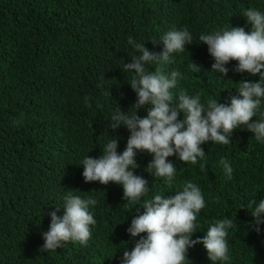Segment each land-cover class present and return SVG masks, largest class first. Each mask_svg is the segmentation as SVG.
<instances>
[{"label": "trees", "instance_id": "1", "mask_svg": "<svg viewBox=\"0 0 264 264\" xmlns=\"http://www.w3.org/2000/svg\"><path fill=\"white\" fill-rule=\"evenodd\" d=\"M248 6L264 10V0H0V264H121L123 251L140 239L127 229L143 209L124 200L121 185L86 183L81 161L87 155L99 158L111 136L119 137L118 153L126 148L129 130L108 125L118 103L127 112L134 94L129 84L134 73L121 69L139 54L128 40L162 53L160 38L186 27L193 43L162 65L165 74H183L172 91L200 93L202 103L211 97L230 104L241 80L260 77L236 72L234 60L226 65L227 76L214 72V58L199 36L231 27L250 32L243 16ZM192 61L200 71L189 68ZM95 104L109 111L95 113ZM138 114L145 117L147 111ZM258 119L259 113L252 122ZM230 139L227 145H201L204 170L203 161L177 163L171 186L146 171L152 159L147 152H137L135 173L149 181L143 199L173 196L189 181L198 185L206 206L192 238L203 237L217 219H233L230 260L223 264H264V232L250 226L253 216L241 209L264 196V144L246 127ZM222 157L234 170L231 180L219 163ZM68 191L98 201L90 206L96 220L91 239L87 246L62 241L56 251H41L50 213L59 208L57 215H64ZM188 258L187 264H212L203 244L190 248Z\"/></svg>", "mask_w": 264, "mask_h": 264}, {"label": "clouds", "instance_id": "2", "mask_svg": "<svg viewBox=\"0 0 264 264\" xmlns=\"http://www.w3.org/2000/svg\"><path fill=\"white\" fill-rule=\"evenodd\" d=\"M243 16L251 25L250 32L244 27H231L199 36V41L208 46L214 58V72L227 76L229 69L226 65L234 60L238 62L236 72L260 77L258 82L241 80L236 88L239 95L232 97L230 104L211 97L202 103L200 93L189 95L184 89L178 94L172 91L183 74L175 70L165 74L162 65L171 63L173 54L184 52L186 45L193 43L186 27L173 28L160 38L164 44L162 53L150 52L145 44L137 43L131 37L128 40L139 54L132 57L131 63H124L121 69L124 73H134L129 83L134 94L128 102L127 112L122 111L118 103L108 125L113 131L121 126L129 130L126 148L122 154L118 153L119 137L111 136L99 158L87 155L81 161L86 183L121 185L124 200L143 209L134 216L127 229L132 237L140 239L131 251L123 252L121 264H187L189 249L197 244H203L212 264L230 260L227 237L228 230L236 225L233 219H217L209 225L203 237L192 238L198 232L197 216L206 206L198 185L189 181L173 196L165 198L156 194L151 199H143L150 191L149 181L137 175L135 170L140 167L137 152H147L152 159L147 163L146 171L155 178H164L171 186L177 163L195 165L203 161L200 167L204 170L207 161L201 145L209 142L227 145L238 128L246 127L254 133L256 141L264 144V112L260 111L264 102V10L248 6ZM153 63L158 66L149 70L146 65ZM189 68L201 70L193 61ZM132 101H135L133 105ZM141 109L147 111L145 117L138 114ZM108 111V108L94 105L95 113ZM181 113L184 114L183 120L179 119ZM258 113L260 119L252 122ZM219 163L225 177L231 180L234 170L227 159L222 157ZM68 193L64 215H57L59 208L50 213L51 224L43 233L45 243L41 251H56L62 241L87 246L91 239V227L96 220L90 206H95L98 201L93 197L81 198L71 191ZM241 209L250 211L253 216L250 226L258 233L264 232V196L250 200ZM143 233L147 234L146 237L141 235Z\"/></svg>", "mask_w": 264, "mask_h": 264}, {"label": "bare ground", "instance_id": "3", "mask_svg": "<svg viewBox=\"0 0 264 264\" xmlns=\"http://www.w3.org/2000/svg\"><path fill=\"white\" fill-rule=\"evenodd\" d=\"M110 243V242H109ZM112 245V244H111ZM117 249V248H116ZM121 251H123L122 249H121ZM124 252V251H123Z\"/></svg>", "mask_w": 264, "mask_h": 264}]
</instances>
